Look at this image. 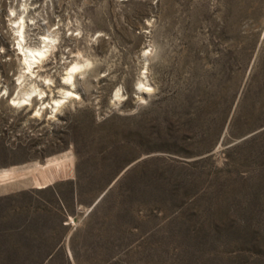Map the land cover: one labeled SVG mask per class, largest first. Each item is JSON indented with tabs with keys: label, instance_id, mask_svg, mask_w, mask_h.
<instances>
[{
	"label": "rangeland",
	"instance_id": "374dc122",
	"mask_svg": "<svg viewBox=\"0 0 264 264\" xmlns=\"http://www.w3.org/2000/svg\"><path fill=\"white\" fill-rule=\"evenodd\" d=\"M0 264H264V0H0Z\"/></svg>",
	"mask_w": 264,
	"mask_h": 264
},
{
	"label": "bare ground",
	"instance_id": "6f19581e",
	"mask_svg": "<svg viewBox=\"0 0 264 264\" xmlns=\"http://www.w3.org/2000/svg\"><path fill=\"white\" fill-rule=\"evenodd\" d=\"M13 22L15 23L17 22V24L13 26V28H16L17 29L16 31L18 32V35L16 36L18 39V43H17L18 47L16 48V50H18L20 61H22L21 63L25 66L24 67V69L26 70L25 73L34 75L35 73L34 69L38 67V64L42 62V59L46 57L47 53L50 50V47H52L50 44L51 41L53 40V37L50 36L44 37V41L45 42L47 41V43L44 45V48L30 47L26 45L24 20L21 22L14 20ZM83 68L84 65L78 62L73 63L70 66V69H68L69 71L66 73V77H64L65 79L64 82L74 87L76 82L75 75L78 72H81ZM142 91L143 93H146L144 89ZM44 93H45L44 91L37 90L36 88H34L32 90L25 91L20 97L12 98V103L19 106H29L32 104V100L34 97L40 96V98H43ZM72 97L77 98L78 94L71 89H66L64 90L62 97L52 99V102H47V103L43 102L36 112L39 115L41 114V110L47 107L54 109V111H58L59 108L67 101L66 99Z\"/></svg>",
	"mask_w": 264,
	"mask_h": 264
}]
</instances>
